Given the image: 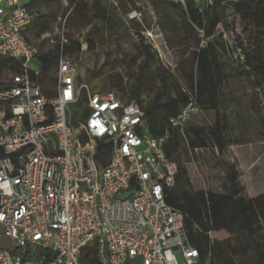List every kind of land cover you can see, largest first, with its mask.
<instances>
[{
  "label": "built area",
  "instance_id": "obj_1",
  "mask_svg": "<svg viewBox=\"0 0 264 264\" xmlns=\"http://www.w3.org/2000/svg\"><path fill=\"white\" fill-rule=\"evenodd\" d=\"M29 1L0 0V60L20 68L0 75V264H87L82 254L92 245L100 264H213L202 262L184 213L166 201L179 171L166 152L172 132L151 135L127 88L79 83L63 54L45 90L40 48L25 35L35 18ZM59 1L68 10L63 44L76 1ZM169 1L199 11L215 2ZM184 91L189 102L169 121L183 134L201 113Z\"/></svg>",
  "mask_w": 264,
  "mask_h": 264
},
{
  "label": "trees",
  "instance_id": "obj_2",
  "mask_svg": "<svg viewBox=\"0 0 264 264\" xmlns=\"http://www.w3.org/2000/svg\"><path fill=\"white\" fill-rule=\"evenodd\" d=\"M75 1L76 5L66 22L75 13L77 21H81L83 4L81 0ZM118 1L123 13L127 14L128 1ZM170 3L173 8L181 10L183 35L179 41L181 46H187L184 54L188 55L178 66V82H170L167 75L158 72L161 84L151 88V98H144L148 81H152V76H146L145 70L155 59V55L151 45L144 42L143 36L138 44V56L144 57V63L141 70L129 73V85L115 84L108 90H99L90 82L81 81L80 75L78 81L89 83L98 91L127 88L130 99L137 100L145 111L151 135L160 136L166 130L172 132L166 152L178 163L179 171L175 186L167 191L166 201L184 213L188 236L192 245L200 251L202 262L209 258L213 264H264V194L255 197L246 195L237 161L231 162L225 158L229 146L249 142L250 134H247L243 125L240 126V132L235 134L224 115L230 107L241 108L248 105L246 94L242 101L230 86L232 76H243L249 80L255 97L249 104L254 115L256 114L254 120H259L260 125L264 126V120L259 118L262 110L260 105L264 104V0H215L212 6L205 7L203 11H199L193 2L186 5ZM26 7L35 14V18L25 35L29 43L40 48L39 62L43 74L38 81L46 90L48 82L54 80L60 56L63 54L72 59L78 67L84 43L93 48L94 42L91 38L76 39L64 29L66 42L62 44L60 34H52L59 26L62 28L68 12L59 0H30ZM225 7L234 9L242 22L248 48L242 36L233 34L229 39L222 32L219 38L214 37L217 28L224 22ZM95 16L111 32L124 25L118 8L109 6L102 0L98 1ZM128 31L127 28L124 32ZM138 32L141 33L139 28ZM45 34L50 35L43 38ZM98 40L103 44L102 36ZM190 41L193 42L192 45ZM221 48L229 59V72L222 61ZM9 67L10 73L20 71L17 62L4 57L0 60V75L5 74L9 78L5 72ZM185 89L195 94L201 113H215V121L207 127L199 126L194 115L183 134L178 128H172L169 121L177 117L189 102ZM243 122L241 118L240 123ZM236 127L237 125L234 128ZM191 162H196L200 167L208 163L211 170L214 166H220L224 174L222 186H212L205 190L196 188L189 170ZM247 253L252 254V261H246ZM82 260L87 264H100L95 246L84 249Z\"/></svg>",
  "mask_w": 264,
  "mask_h": 264
},
{
  "label": "rangeland",
  "instance_id": "obj_3",
  "mask_svg": "<svg viewBox=\"0 0 264 264\" xmlns=\"http://www.w3.org/2000/svg\"><path fill=\"white\" fill-rule=\"evenodd\" d=\"M98 1L100 0H81L83 15L81 21H77V14H72L64 27L66 32H71L76 39L84 40L91 38L94 47L90 48L84 43V51L79 56L78 72L81 81L90 82L99 90H108L113 85L130 84L129 73L141 70L144 57L138 56V44L143 36L145 43L150 44L155 59L146 67L145 74L152 76V81H148L144 98H151V88H156L161 84V77L158 72L168 76L170 82H178L180 73L178 66L187 58L184 50L187 46H181L180 38L183 35L181 27V10L172 7L169 0H125L128 1V13H123L118 0H102L109 6L118 8V13L122 16L124 25L111 32L109 28L96 17ZM61 11L62 8H61ZM136 11L138 16L131 18ZM224 22L217 28L215 38L225 32L227 37L231 35L242 36L248 48L247 37L244 34V26L239 17L231 7L223 9ZM128 28V33L124 31ZM138 28L141 33L138 32ZM62 28L55 29L52 34H60ZM102 36L103 44L98 40ZM230 39V38H229ZM192 45L193 42L190 41ZM205 44V43H204ZM221 58L226 64L227 72L230 70L227 54L221 48ZM137 61H133L134 59ZM11 68L6 74L9 76ZM135 72V73H136ZM249 80L243 76H232L230 86L235 89L241 100L247 99L246 107H230L224 112L225 117L230 121L232 131L239 133L240 126H244L247 134H250L251 145L232 146L225 154V158L237 164L242 172L241 183L245 187L246 195L257 196L264 194V126L260 121L254 120V111L251 110V99L254 100ZM263 100V99H262ZM250 101V103H249ZM264 102V100L262 101ZM259 118L264 120V104ZM243 119V124L240 119ZM199 126H209L215 121V113L206 111L196 115L194 118ZM239 119V120H238ZM237 125L236 128H234ZM259 130V131H258ZM248 142V143H249ZM210 170L211 175L206 176L204 170L196 163L189 164L191 178L196 188L207 189L209 187H221L223 183V171L220 166H214ZM264 233V230H263ZM246 261H252L251 253L245 254Z\"/></svg>",
  "mask_w": 264,
  "mask_h": 264
},
{
  "label": "crops",
  "instance_id": "obj_4",
  "mask_svg": "<svg viewBox=\"0 0 264 264\" xmlns=\"http://www.w3.org/2000/svg\"><path fill=\"white\" fill-rule=\"evenodd\" d=\"M33 22H34V20H33ZM33 22L30 24V25H32L33 24ZM29 25V26H30ZM28 26V27H29ZM192 122H196V121H194V120H192ZM241 145H251V143L249 142H247V143H244V144H237V145H235V146H241ZM232 146H234V145H231V146H229V148H231ZM228 148V149H229ZM218 153V152H217ZM211 164V163H210ZM203 170H204V172H205V174H206V176H208L209 177V175H211V169L209 168V165H208V163H205L202 167H201ZM250 197H255V196H250Z\"/></svg>",
  "mask_w": 264,
  "mask_h": 264
}]
</instances>
